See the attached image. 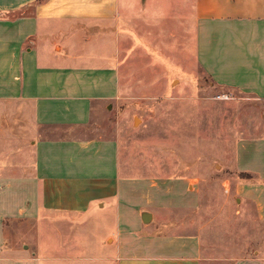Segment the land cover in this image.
Masks as SVG:
<instances>
[{"label":"crops","instance_id":"obj_1","mask_svg":"<svg viewBox=\"0 0 264 264\" xmlns=\"http://www.w3.org/2000/svg\"><path fill=\"white\" fill-rule=\"evenodd\" d=\"M187 1L197 66L264 103V0ZM120 16V0H0V264H264L213 254L188 216L200 200L191 176L125 173L118 139L93 133L120 93ZM260 149L264 136L237 142L230 165L250 178L230 183L264 221ZM94 217L99 239L72 241L78 252L51 246L54 230H85Z\"/></svg>","mask_w":264,"mask_h":264},{"label":"rangeland","instance_id":"obj_2","mask_svg":"<svg viewBox=\"0 0 264 264\" xmlns=\"http://www.w3.org/2000/svg\"><path fill=\"white\" fill-rule=\"evenodd\" d=\"M120 4V93L95 117L93 133L118 139L125 173L162 179L191 176L200 200L196 212L188 216L203 229L215 256H264V221L243 207L230 183L240 176L230 165L237 142L264 136V103L214 85L197 66L187 0H120ZM97 49L102 51V45ZM255 150L251 148L247 160H255ZM100 221L94 217L85 230L64 229L61 235L54 230L56 245L51 246L60 253L81 251L72 241L79 239L84 245L89 234L99 239Z\"/></svg>","mask_w":264,"mask_h":264},{"label":"trees","instance_id":"obj_3","mask_svg":"<svg viewBox=\"0 0 264 264\" xmlns=\"http://www.w3.org/2000/svg\"><path fill=\"white\" fill-rule=\"evenodd\" d=\"M240 176H241L242 178H250V175L247 174V173H241Z\"/></svg>","mask_w":264,"mask_h":264}]
</instances>
